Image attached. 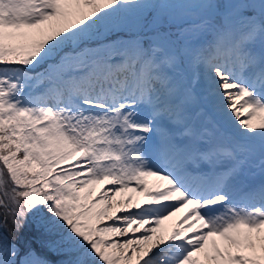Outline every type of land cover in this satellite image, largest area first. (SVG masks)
<instances>
[{
	"label": "snow or ice",
	"instance_id": "6c2138e0",
	"mask_svg": "<svg viewBox=\"0 0 264 264\" xmlns=\"http://www.w3.org/2000/svg\"><path fill=\"white\" fill-rule=\"evenodd\" d=\"M198 89L232 131L193 118ZM257 155L264 0H0V264H264ZM150 177L148 206L115 199ZM30 221L41 251L9 239Z\"/></svg>",
	"mask_w": 264,
	"mask_h": 264
},
{
	"label": "rangeland",
	"instance_id": "374dc122",
	"mask_svg": "<svg viewBox=\"0 0 264 264\" xmlns=\"http://www.w3.org/2000/svg\"><path fill=\"white\" fill-rule=\"evenodd\" d=\"M184 2H187V3H192V4H195V3H197V2H200V0H184ZM198 11H199V9H197ZM204 12H205V10H204ZM206 13V12H205ZM145 14H147V13H145ZM183 17H184V20H188V19H190V20H197V17L195 16V13H194V11L192 10V9H185V10H183ZM150 16L147 18V20L148 21H151L152 19H153V16L150 18ZM187 26V25H186ZM192 71H193V68H190ZM195 71V70H194ZM199 91H201V92H203L202 91V89H198ZM214 112H222V111H217L215 108H214ZM219 116H222V114H220ZM214 120H216L217 122L218 121H225L226 119H225V117H222L221 119H216V118H214ZM217 122H215L214 124H216L218 127H220L219 126V124L217 123ZM147 183H148V186H149V182H148V180H147ZM100 187H104V188H107V187H105V185H102V186H100ZM151 188V187H150ZM132 188H130V190L128 191V192H126V193H121L120 195H117L116 197H115V199L117 200V199H119V198H121V200H125V205H124V207L127 209L128 208V204H127V202H126V198L127 197H132V204H135V203H137L139 200H140V198L142 197V193H145L144 192V190H143V187H141V188H138V191L135 189V190H131ZM157 191V190H156ZM110 195H111V193H109ZM150 203V202H149ZM148 203V204H149ZM164 203H167V202H164ZM148 204L147 205H144V207H146V206H148ZM128 211H138V209H136V208H134V207H129L128 209H127ZM4 212V210L3 209H0V214L1 213H3ZM114 216H116V215H122L123 213L122 212H120V211H114L113 213H112ZM111 223V221H109V220H107L106 218L103 220V221H101L100 222V225L99 226H103V225H105V224H110ZM163 226V224H161L160 226H159V228H158V230L157 231H162V227ZM163 231H165L164 229H163ZM17 235H20V237H19V239H17V238H15V240L17 241V242H19V243H24V242H28V241H33V239H34V236L36 235V232H35V226H34V223H32L31 221H30V224L23 230V232L22 233H19V234H17ZM110 239H119L118 237H109ZM36 247H40L39 246V243H36ZM40 249V248H39ZM41 250V249H40ZM130 251V250H129ZM48 254H50V255H53V256H55V257H59L58 255H55V254H52V253H48ZM56 261V260H55Z\"/></svg>",
	"mask_w": 264,
	"mask_h": 264
},
{
	"label": "bare ground",
	"instance_id": "6f19581e",
	"mask_svg": "<svg viewBox=\"0 0 264 264\" xmlns=\"http://www.w3.org/2000/svg\"><path fill=\"white\" fill-rule=\"evenodd\" d=\"M150 184H151V188H155L157 190L159 184L161 183L160 181H157L156 178L154 177H150ZM105 187H110L109 185H105ZM121 200V198L117 199V201ZM149 197L147 196H144V194H142V197L140 198V200L133 204V205H136V204H139L141 205V207H144V205H147L149 203ZM130 206L128 205V208ZM127 208V209H128ZM184 214V210H182L181 212L179 213H176L174 216L170 217L168 220H165L162 224H163V228H162V231H157L158 234H162V235H168L174 228L173 226H178L179 224V221L181 219V217L183 216ZM163 229L165 231H163ZM131 235V233H130Z\"/></svg>",
	"mask_w": 264,
	"mask_h": 264
},
{
	"label": "trees",
	"instance_id": "16d2710c",
	"mask_svg": "<svg viewBox=\"0 0 264 264\" xmlns=\"http://www.w3.org/2000/svg\"><path fill=\"white\" fill-rule=\"evenodd\" d=\"M19 237H20V235H18ZM9 237H10V239H12V240H15V238H17V235H9ZM27 243L26 242H24V243H22L21 244V246H25Z\"/></svg>",
	"mask_w": 264,
	"mask_h": 264
}]
</instances>
